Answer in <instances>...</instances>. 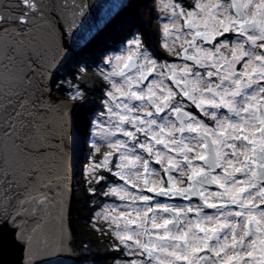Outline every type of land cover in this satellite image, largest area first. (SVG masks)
<instances>
[{
	"label": "snow or ice",
	"instance_id": "obj_1",
	"mask_svg": "<svg viewBox=\"0 0 264 264\" xmlns=\"http://www.w3.org/2000/svg\"><path fill=\"white\" fill-rule=\"evenodd\" d=\"M159 4L173 62L137 31L119 46L127 55L110 52L97 72L105 91L85 117L83 174L105 203L92 230L110 240L111 264H264V0ZM94 6L0 0V249L7 231L18 264H50L73 243V118L88 90L61 100L56 73L73 42L86 47L115 18L77 37ZM105 125L110 151L95 161Z\"/></svg>",
	"mask_w": 264,
	"mask_h": 264
},
{
	"label": "trees",
	"instance_id": "obj_2",
	"mask_svg": "<svg viewBox=\"0 0 264 264\" xmlns=\"http://www.w3.org/2000/svg\"><path fill=\"white\" fill-rule=\"evenodd\" d=\"M130 8V12L127 10ZM147 11V12H146ZM147 15L154 17L159 14L157 0H130L123 10L109 23L102 32L92 39L86 47L74 52L58 71L57 79L62 81L63 86L57 92L63 97L69 93V84L81 85L87 88V100L84 105L88 108V114L101 110V100L105 91V84L97 76L96 67L101 63L107 53L120 50L119 46L126 41V38L133 32H139L140 27L145 28ZM156 24L157 46L164 50L161 45V32ZM140 33V32H139ZM167 56L165 51H162ZM164 58V56H161ZM84 67L87 71L82 79L78 78V70ZM84 161L88 160L86 151L82 154ZM79 169V168H78ZM76 189L72 201V217L74 222V235L76 245L81 251L82 245H90L89 255L85 257L81 253V264H111L115 253L109 251L111 242L107 237L94 232L91 221L95 213L104 205L99 197L90 196L86 191L84 174L77 170ZM108 180L113 177L108 176ZM105 186L100 185L97 192Z\"/></svg>",
	"mask_w": 264,
	"mask_h": 264
},
{
	"label": "water",
	"instance_id": "obj_3",
	"mask_svg": "<svg viewBox=\"0 0 264 264\" xmlns=\"http://www.w3.org/2000/svg\"><path fill=\"white\" fill-rule=\"evenodd\" d=\"M130 0H92V3L95 5L91 11V14L86 18L84 25L81 29V32L77 34V37L80 35H84L85 37L89 33V30L92 29V26L96 23L98 18L103 17L104 13L111 11L113 15L116 17L123 8L128 4ZM73 53L80 50L81 47L75 42L72 44ZM71 56V55H70ZM69 56V57H70ZM69 57L65 60V62L69 59ZM64 62V63H65ZM61 68V67H60ZM60 70V69H59ZM58 70V71H59ZM58 71L56 73V79L58 75ZM61 100H67L65 98L55 93ZM74 103V102H73ZM88 114V108L83 105L80 108H77L74 112V128H75V149L72 158V176H71V191L69 196L68 208L66 211L65 224L66 227L70 226L71 228V236H72V246L65 252L60 255L54 257L50 264H81V252L76 245L75 235H74V222L72 217V201L74 192L76 189V178L75 175L77 173L78 164L82 158V154L84 153L86 143L84 139L85 132V117ZM19 252L13 246V241L11 234L9 232H5L2 240V249H0V259L3 260V264H18Z\"/></svg>",
	"mask_w": 264,
	"mask_h": 264
},
{
	"label": "rangeland",
	"instance_id": "obj_4",
	"mask_svg": "<svg viewBox=\"0 0 264 264\" xmlns=\"http://www.w3.org/2000/svg\"><path fill=\"white\" fill-rule=\"evenodd\" d=\"M157 7H158V10L160 9V4H159V0H157ZM127 10L130 12V8H127ZM147 12V11H146ZM158 14H154V17L152 16H146L144 17V14H143V17L145 18V24L147 25L145 28H141L139 29V34L142 36L143 40H144V43L145 45L147 46L148 50L153 54V57L155 59H157L159 62L163 63L165 60H167L169 63H171V59H173L171 56L174 57V55L172 53H169L167 52L166 49L164 50H160L157 46V33L158 31L156 32L155 30V27H156V24H162V22H168V21H160V20H157L156 17H157ZM170 23V26H171V22ZM177 23H182V21H177ZM160 38H161V45L163 46V43H164V40L162 39V34L160 35ZM169 47H174V50L176 52H179L180 50V46H179V42H177L175 45L173 44L172 40H168L167 41ZM162 51H165L167 56L164 55V53ZM114 53H116V51H112ZM109 53H107L106 55H108ZM105 55V56H106ZM117 55H127L126 52H123L122 54L118 53ZM164 56V58H162L161 56ZM171 57V59H170ZM105 58V57H104ZM182 66V64H181ZM103 65L100 63L99 65H97L96 67V71L98 72V69L99 68H102ZM117 81H119V78H116ZM69 93H71L73 91V89L76 87V84H69ZM65 98H68V96H66ZM108 126L105 125L103 128L101 129H96V139H97V144H96V147L99 148V152L98 153H95L91 156V159L92 160H95V161H99L100 159H102V154L106 151H110V149L108 148V141L104 140L103 137L105 135V133L108 131ZM86 153L88 154V158H89V148L88 146L85 147V150ZM89 164V159L84 161L82 158L78 164V167H77V170H79L80 173L83 174V170L84 168ZM79 168V169H78ZM77 174L78 172L76 173V177H77ZM177 203H180V202H177ZM103 207V206H102ZM101 207V208H102ZM101 208L97 211V212H100L101 211ZM110 211V210H109ZM115 215H118V212L117 213H114ZM81 252V251H80ZM82 253V252H81Z\"/></svg>",
	"mask_w": 264,
	"mask_h": 264
},
{
	"label": "built area",
	"instance_id": "obj_5",
	"mask_svg": "<svg viewBox=\"0 0 264 264\" xmlns=\"http://www.w3.org/2000/svg\"><path fill=\"white\" fill-rule=\"evenodd\" d=\"M124 51H118V52H116L115 54L117 55L118 53H120V54H122ZM105 71H111V69L110 68H106V69H104Z\"/></svg>",
	"mask_w": 264,
	"mask_h": 264
},
{
	"label": "flooded vegetation",
	"instance_id": "obj_6",
	"mask_svg": "<svg viewBox=\"0 0 264 264\" xmlns=\"http://www.w3.org/2000/svg\"><path fill=\"white\" fill-rule=\"evenodd\" d=\"M180 51V50H179ZM171 57L173 58V59H171ZM170 57V59H171V62H173V60L175 59V57H173V56H171ZM177 202H179V201H177Z\"/></svg>",
	"mask_w": 264,
	"mask_h": 264
}]
</instances>
